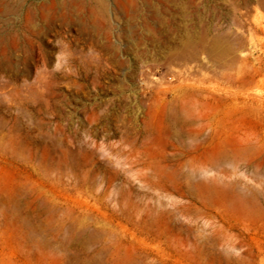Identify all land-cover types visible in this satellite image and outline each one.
Returning a JSON list of instances; mask_svg holds the SVG:
<instances>
[{
  "label": "rangeland",
  "instance_id": "1",
  "mask_svg": "<svg viewBox=\"0 0 264 264\" xmlns=\"http://www.w3.org/2000/svg\"><path fill=\"white\" fill-rule=\"evenodd\" d=\"M0 264H264V0H0Z\"/></svg>",
  "mask_w": 264,
  "mask_h": 264
},
{
  "label": "bare ground",
  "instance_id": "2",
  "mask_svg": "<svg viewBox=\"0 0 264 264\" xmlns=\"http://www.w3.org/2000/svg\"><path fill=\"white\" fill-rule=\"evenodd\" d=\"M77 3V2H76ZM72 4V3H71ZM75 5V4H74ZM51 6V5H50ZM207 38H201V39H198V40H200L199 41V43L196 41V43H198L197 45L195 44V43H192V42H190V41H187V42H184V43H182L179 47H177L176 49H175V51H173L171 54H172V57L173 58H175V59H178V60H187V59H190V58H193L194 56H196V54H197V52L198 51H200L199 50V48H202L203 50H205V51H207L208 53H210V54H216V52H218L217 51V49L219 48V41H218V39L216 38V39H212V40H206ZM186 40V39H185ZM184 41V40H183ZM195 42V41H194ZM200 53V52H199ZM171 57V56H170ZM169 57V58H170ZM196 58H198V56H196ZM172 59V58H171ZM169 60V59H168ZM193 60V59H192ZM199 60V59H198ZM195 61V60H194ZM180 63V62H179ZM230 78V77H229ZM181 107V106H180ZM182 108V107H181ZM183 108H184V106H183ZM189 110H190V108H188ZM182 111H183V109H181ZM187 110V109H186ZM181 111V112H182ZM184 112V111H183ZM189 111H187L186 113H188ZM190 113H192V112H190ZM194 113V112H193ZM192 113V114H193ZM180 114V113H179ZM184 115V114H183ZM197 115V114H196ZM182 117V116H181ZM185 117V116H184ZM193 117V116H192ZM200 116H198L197 115V117L196 118H199ZM194 118V117H193ZM184 119V118H183ZM186 119H189V118H186ZM213 120V119H212ZM186 123V122H185ZM199 123H201V122H199ZM203 123V122H202ZM195 124H197V123H195ZM205 124H207V123H205ZM194 125V124H193ZM198 125V124H197ZM202 125H204V124H202ZM202 125H198V126H202ZM182 126V125H181ZM198 126H195L196 128L198 127ZM183 127V126H182ZM194 127V126H193ZM203 127V126H202ZM185 128V127H184ZM199 128V127H198ZM204 128V127H203ZM189 129V128H188ZM179 130H181V129H179ZM176 131V130H175ZM189 132V131H188ZM198 132V131H197ZM249 134V133H248ZM196 136V135H195ZM249 136V135H248ZM252 136V135H251ZM254 136V135H253ZM242 138H243V136H241ZM241 138V139H242ZM240 139V138H239ZM239 139H236V141H237V145H239L238 144V140ZM240 141V140H239ZM247 141V140H246ZM230 142H231V140H230ZM248 142V141H247ZM227 143H225V145H226ZM229 144H231V143H229ZM232 145V144H231ZM228 147L230 146V145H227ZM235 145L233 144V147H234ZM224 147V146H223ZM242 147V146H241ZM241 147L239 148V149H241ZM221 148H222V146H221ZM236 147H234V148H232V149H234L235 151H236V149H235ZM238 148V147H237ZM221 150V149H220ZM223 151H219L220 153H222L223 154V152H224V149H222ZM230 150V149H229ZM232 151V150H231ZM227 152V151H226ZM226 152H225V154H226ZM236 152H239L238 151V149H237V151Z\"/></svg>",
  "mask_w": 264,
  "mask_h": 264
}]
</instances>
